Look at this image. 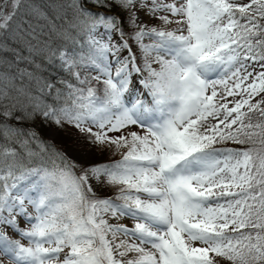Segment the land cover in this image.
<instances>
[{"label":"snow or ice","instance_id":"snow-or-ice-1","mask_svg":"<svg viewBox=\"0 0 264 264\" xmlns=\"http://www.w3.org/2000/svg\"><path fill=\"white\" fill-rule=\"evenodd\" d=\"M4 260L264 264V0H0Z\"/></svg>","mask_w":264,"mask_h":264},{"label":"rangeland","instance_id":"rangeland-1","mask_svg":"<svg viewBox=\"0 0 264 264\" xmlns=\"http://www.w3.org/2000/svg\"><path fill=\"white\" fill-rule=\"evenodd\" d=\"M244 2V1H243ZM157 22L156 21H150L149 22V26H152V25H154V24H156ZM169 28H175V27H177V25H175V24H172V25H170V26H168ZM145 42H147V41H145ZM257 71H259V69H257ZM229 99H231V98H229ZM114 222V221H113ZM122 223H125V224H127L128 226H130L131 227V221H128V220H123V221H121ZM20 227L21 228H24L25 227V224L23 223V222H21V224H20ZM8 234H9V236L11 237V238H13V239H17V238H19L18 236H16V234L15 233H13V232H11L10 230H8ZM26 244V243H25Z\"/></svg>","mask_w":264,"mask_h":264},{"label":"trees","instance_id":"trees-1","mask_svg":"<svg viewBox=\"0 0 264 264\" xmlns=\"http://www.w3.org/2000/svg\"><path fill=\"white\" fill-rule=\"evenodd\" d=\"M243 1L244 2H247V0H243ZM93 75H94V73H93ZM235 147H239V146H235ZM104 159H107V157H104ZM113 159H119V156L113 157ZM109 194H111V193H109ZM17 239H19V238H17ZM21 243H27V242L24 241V240H22ZM65 252H67V249H65ZM4 264H7V261L6 260H4Z\"/></svg>","mask_w":264,"mask_h":264}]
</instances>
